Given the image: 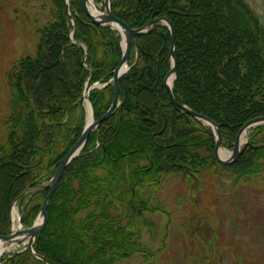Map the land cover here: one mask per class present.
Listing matches in <instances>:
<instances>
[{"label": "trees", "instance_id": "obj_1", "mask_svg": "<svg viewBox=\"0 0 264 264\" xmlns=\"http://www.w3.org/2000/svg\"><path fill=\"white\" fill-rule=\"evenodd\" d=\"M44 2L48 20L36 27L35 54L15 60L5 72L0 236L10 232L17 199L22 225H32L46 194L35 187L52 177L82 133L85 110L79 101L85 85L98 119L114 98L109 81L122 56L118 34L94 24L82 0H71L70 15L65 0ZM111 10L130 28L156 17L171 23L173 95L218 125L225 148H232L247 121L264 116V17L249 0H111ZM136 40L138 58L134 61L132 48L130 68L118 81L120 104L90 133L47 206V222L33 244L47 264H115L134 254L149 264L158 250L140 243L137 225L143 213L164 212L150 198L166 176L195 192L214 177L237 186L264 171V125L248 133L233 163L221 165L213 156L210 127L169 100L163 84L171 67L169 29L158 24ZM96 83L104 86L93 87ZM0 261L44 264L28 250Z\"/></svg>", "mask_w": 264, "mask_h": 264}, {"label": "rangeland", "instance_id": "obj_2", "mask_svg": "<svg viewBox=\"0 0 264 264\" xmlns=\"http://www.w3.org/2000/svg\"><path fill=\"white\" fill-rule=\"evenodd\" d=\"M249 1L264 17V0ZM44 5V0H0V113L5 110V72L15 60L35 54L36 27L48 20ZM84 108L87 118L86 103ZM188 191L168 175L151 195L150 202L164 212L143 213L137 225L143 246H161L149 264H264V171L249 183L233 186L229 178L214 177L205 190ZM115 264L148 263L134 254Z\"/></svg>", "mask_w": 264, "mask_h": 264}, {"label": "water", "instance_id": "obj_3", "mask_svg": "<svg viewBox=\"0 0 264 264\" xmlns=\"http://www.w3.org/2000/svg\"><path fill=\"white\" fill-rule=\"evenodd\" d=\"M67 7L70 6L71 0H66ZM103 11L100 12L95 9V13H92L89 9V6L91 5L90 0H82V8L87 17L96 25L102 26V27H108L120 36L121 40V46L123 48V55L121 57V60L119 61L118 65L114 69L113 77L111 79V84L114 87V98L111 102V105L109 109L97 120L93 118L92 114V108L88 101V106L90 109V118H87L84 129L80 135V137L77 139V141L74 143V145L68 150V152L64 155V157L59 161L56 170L51 177V179L46 184L38 185L36 188L45 189L46 195L41 203L39 213L35 221L30 227H26L19 230H14L12 227V231L8 235H2L0 236V243H2L4 249L0 252V256L9 250V248L13 246H22L21 249L13 252L14 254L19 253L24 250H28L33 254L35 257L41 259L45 264V260L37 255L34 254L32 250L33 243L37 236L41 233V231L44 229L45 224L47 222V206L49 204V201L56 191L59 181L61 179L62 173L66 169V167L69 165V163L75 159L82 148L84 147L89 134L97 129L100 125V123L104 120H106L114 111L115 107L119 103V93H120V87L118 84L119 78L128 70V61H129V55L131 48L134 47L136 49V53L138 55L137 49V41L136 36L145 34L152 30L154 24L159 21H163L169 25L170 32H171V47H170V55L172 59V67L169 70L167 76L164 79V85L166 88V91L169 96V100L172 105L177 107L180 111L190 115L195 120L203 123L204 125L210 127L212 130L214 136H215V147H214V157L217 162L227 165L233 163L242 153L245 146H247V133L249 130L263 125L264 124V116L255 117L247 121L238 131L234 143L233 148L229 152V155L226 158H221L218 155V150L222 149V139L221 134L218 125L212 121L210 118L203 114L196 113L189 109L187 106L180 104L174 97L172 93V84L175 78L176 69H177V61L174 56V32L173 28L170 24V22L165 18H156L154 20H150L146 23L143 27L140 28H129L122 20L118 19L114 16V14L111 11V1L110 0H104L103 1ZM74 22V20L72 19ZM85 63V58L82 60V64ZM172 77V80L170 83H168V79ZM84 97L79 101V107L82 106ZM245 135L244 141H241L242 135ZM34 188L26 190L24 193H22L21 196H24L25 194L31 192Z\"/></svg>", "mask_w": 264, "mask_h": 264}, {"label": "bare ground", "instance_id": "obj_4", "mask_svg": "<svg viewBox=\"0 0 264 264\" xmlns=\"http://www.w3.org/2000/svg\"><path fill=\"white\" fill-rule=\"evenodd\" d=\"M89 9H90V11H91L92 13H95V10L93 9L92 6H89ZM171 80H172V77H170V78L168 79V83H170ZM87 112H88V118H90V109H89V106H88V108H87ZM244 139H245V135L243 134V135H242V138H241V141H244ZM218 155H219L221 158H226V157L229 155V152H227V151H225V150H223V149H219V150H218ZM14 229H15V230H19V229H20L19 224H15V225H14ZM3 249H4V247H3L2 243H0V252H1Z\"/></svg>", "mask_w": 264, "mask_h": 264}, {"label": "flooded vegetation", "instance_id": "obj_5", "mask_svg": "<svg viewBox=\"0 0 264 264\" xmlns=\"http://www.w3.org/2000/svg\"><path fill=\"white\" fill-rule=\"evenodd\" d=\"M158 24H159V25H164L163 23H156L155 26L158 25ZM150 32H151V31H150Z\"/></svg>", "mask_w": 264, "mask_h": 264}]
</instances>
